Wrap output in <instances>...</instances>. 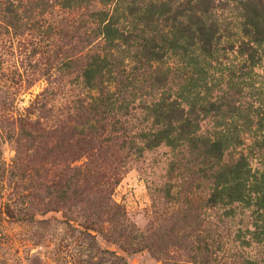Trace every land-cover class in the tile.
Instances as JSON below:
<instances>
[{"label": "rangeland", "instance_id": "1", "mask_svg": "<svg viewBox=\"0 0 264 264\" xmlns=\"http://www.w3.org/2000/svg\"><path fill=\"white\" fill-rule=\"evenodd\" d=\"M166 1L0 0V264H264V209L243 198L264 191V149L253 145L264 124L249 117L253 97L264 107V60L229 80L240 59L226 40L217 63L175 50L147 64L116 48L122 28L162 30V18H136L151 5L158 17ZM236 15L229 7L221 24L238 32ZM231 82L245 86L239 108L206 113L198 136L223 133L218 166L245 154L257 184L231 179L215 190L212 173L194 174L188 150H145L101 120L160 95L208 107ZM143 120L151 122L139 112L131 124Z\"/></svg>", "mask_w": 264, "mask_h": 264}, {"label": "trees", "instance_id": "2", "mask_svg": "<svg viewBox=\"0 0 264 264\" xmlns=\"http://www.w3.org/2000/svg\"><path fill=\"white\" fill-rule=\"evenodd\" d=\"M160 7L158 17L152 14L155 7L151 5L150 9L144 11L143 16L136 18V21L137 24L149 26L158 23L162 18V30L139 36L132 30L129 32L122 28L117 32L116 48L133 49L140 58L139 62L144 61L147 64L160 62L169 52L175 50L198 51L210 62L217 63L215 55L219 51V44L226 40L230 45L224 50L235 52L240 59L237 73L227 70L225 77L229 80H242L248 76L246 73L248 70L254 69L264 60V0H167L166 3L160 4ZM229 7H233V11L237 12L235 18L238 23L233 25V29H237L238 32L232 31L230 22L221 24L220 14L222 16ZM133 11L141 13L138 8L130 13ZM63 31L70 33L72 23H65ZM154 80L158 82L161 77H155ZM229 84L231 86L226 87L222 96L215 102H210L208 107L189 105L185 108L178 100L160 95L156 99L141 101L139 104L123 102L112 111V114L101 113L105 115L101 120L114 136L134 140L142 144L145 150L149 151L162 145L172 150H188L194 154L196 162L194 174L205 180L207 173H212L209 177L215 190L226 186L231 179L246 182L248 185L251 182L257 184L259 178L256 173H252L245 154H241L237 160L223 168L218 166L223 160L221 138L223 133L213 140L198 136L200 118L206 113H218L221 108H225L234 115L239 108L235 97H243L245 86L241 83ZM251 103L253 105H249V109L253 107L256 109L249 117L261 128L264 124V107L258 98L253 97ZM139 112L146 113L151 122L145 124L143 120L142 123L132 125ZM259 138L252 143L255 148L264 149V135ZM234 141L242 145L241 140ZM214 197L215 195L210 193L208 199L210 205ZM243 198L251 206L264 209V191L260 187L257 186L254 192H248ZM111 255L118 258L114 253ZM244 263L256 264L253 261Z\"/></svg>", "mask_w": 264, "mask_h": 264}]
</instances>
